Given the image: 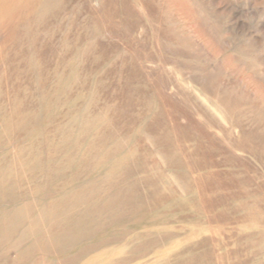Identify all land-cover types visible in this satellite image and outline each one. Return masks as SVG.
<instances>
[{"label": "rangeland", "instance_id": "obj_1", "mask_svg": "<svg viewBox=\"0 0 264 264\" xmlns=\"http://www.w3.org/2000/svg\"><path fill=\"white\" fill-rule=\"evenodd\" d=\"M0 264H264V0H0Z\"/></svg>", "mask_w": 264, "mask_h": 264}]
</instances>
